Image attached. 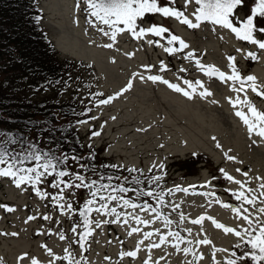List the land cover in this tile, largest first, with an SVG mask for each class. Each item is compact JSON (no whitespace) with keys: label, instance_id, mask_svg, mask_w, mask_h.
<instances>
[{"label":"rangeland","instance_id":"rangeland-1","mask_svg":"<svg viewBox=\"0 0 264 264\" xmlns=\"http://www.w3.org/2000/svg\"><path fill=\"white\" fill-rule=\"evenodd\" d=\"M33 3L41 17L38 25L52 44L57 59L63 62L61 80H68V85L47 83L42 90H33V95H45L72 104L74 109L71 111L78 114L75 120L87 121L73 127L83 142L82 145H91L96 149L105 164L139 168L145 174L144 178L162 176L158 182L159 187L155 184L149 186L146 178L144 180L147 187L164 191L166 203L160 207V211L173 223L165 227L163 221L156 219L150 212L131 208L118 209L138 215L141 219H148L151 223L147 226L137 225L129 216L127 225L102 224L100 228L91 225L94 232L86 241L82 252L78 244L71 243L76 239L71 227L74 223H81L83 219L78 212L71 217L62 214L49 198L41 199L30 187L26 191L17 189L9 178L0 177V204L16 209L11 213L0 209V232L19 233L16 237L0 235V264H18L16 258L22 253L36 257L41 264H49V261L52 264H68L67 260H53L41 245H47L56 257H64V250L67 248L81 264H144L146 259L149 264H188L189 261H193V264H223L226 259L231 258V251L242 254L243 248L233 247L238 242L234 235L225 234L223 230L215 228L208 219L199 225L188 223L185 219L181 221L180 214L197 218V215L204 212L230 227L238 224L246 227L231 211V208L240 207V202L223 190H237L238 186L225 180L219 169L223 168L235 179L245 182L247 188L256 189L253 194L259 195V185L264 180L256 178H264V143L252 144V139L257 138H249L245 126L234 115L235 110L226 99L236 97L237 93L231 88L239 85L206 76L196 67L194 61L184 59V54L194 51L204 65L211 63L226 75L231 71L226 57L232 55L236 58L237 69L242 76L254 75L257 83L264 84V52H257L260 58L256 61L246 59L244 53L257 51L255 47L237 40L224 29L213 32L212 26L207 23L202 24L199 29H188L175 19L165 20L159 16L152 18L154 22L168 26L174 34L189 44V49L169 55L161 47L148 45L146 40H135L127 33L118 34L116 45L108 49L102 45L111 41L97 31L93 24L88 23L92 18L87 16L82 0L79 8L76 7L78 0H33ZM183 4L184 0H176L177 7L183 8ZM195 7L194 4L190 5L186 14H190ZM246 11L247 9L240 10L241 17ZM147 39L159 38L149 36ZM161 43L166 44L163 40ZM237 48H242L244 52H236ZM129 52L134 53L131 58L125 55ZM161 61L167 66L165 71L160 70ZM144 65H151V71H145L142 67ZM181 68L186 71L181 72ZM134 73L145 77L149 74L160 75L186 90L190 89L183 80H200L204 88L213 95L200 97L201 89L197 86V91L190 100L163 83L142 81L138 76H133ZM129 79H132L133 87L107 105L97 106L95 102L101 97L90 95L103 93V98L114 95L126 86ZM247 95L257 109L264 111V98L257 97L250 90ZM212 100L217 103H211ZM87 109L90 111H86ZM240 110L246 111V108L240 106ZM90 117L95 119H89ZM74 122L72 121L73 124ZM141 128L146 131H138ZM93 131L101 134L93 137ZM212 137H216V140ZM217 143L221 145L220 148L216 147ZM225 152L236 159L227 160ZM160 164L164 165L163 170L158 167ZM70 168L73 171L78 170L72 164ZM237 168L241 172H248V176L238 173ZM213 177L217 179H212ZM209 181L211 186L204 187ZM178 185L187 191H175ZM39 187L49 193L57 191L50 188L47 182ZM169 189L172 190L170 193ZM72 191L76 193L73 200L76 208L82 207L84 201L90 198L88 189ZM210 192H214L215 196L202 195ZM133 198L130 196V199ZM217 199L228 203L230 207L224 208L215 203ZM148 201L156 206L155 199ZM256 204L264 206L260 199ZM170 205L179 207L172 211ZM245 207L251 210V206ZM29 215L36 219L25 223ZM43 215L52 218L44 220ZM89 218L102 220L114 217L93 212ZM132 227H139L141 231L128 236L127 232ZM82 229L81 225L80 231ZM155 229H159V234L166 236V242L161 247L150 250L146 247L150 243L159 242V234H154L139 246L136 257L120 256L121 252L137 249V242L143 239L144 231ZM169 231H178L186 240L192 241L191 244L180 245L181 248H190L188 254L172 246L175 241L167 236ZM60 233L66 235L67 239L60 240ZM200 239H208L211 243L197 245L195 241ZM216 249H228L229 252L215 251ZM19 264H30V261L26 258ZM238 264H251V261Z\"/></svg>","mask_w":264,"mask_h":264},{"label":"snow or ice","instance_id":"snow-or-ice-1","mask_svg":"<svg viewBox=\"0 0 264 264\" xmlns=\"http://www.w3.org/2000/svg\"><path fill=\"white\" fill-rule=\"evenodd\" d=\"M85 6L87 16L92 19L88 20V23L93 24L97 31L107 37L111 42L102 45L104 48L111 49L117 43L118 34H129L131 38L135 40H146L148 45L158 46L169 55L183 53L184 50L189 49V44L180 36L174 34L171 29L164 24H157L152 18L159 16L162 19H175L179 24L186 26L188 29H199L202 24L207 23L212 26V31L217 29H224L235 36L239 41H243L249 45L255 47L257 51H247L244 53L246 59L253 61L258 60L260 57L257 52H264V0H184L183 8L176 6V0H82ZM196 7L190 14L187 13V9L190 5ZM80 7V0L76 5ZM241 9H247L243 17L240 15ZM37 21L41 19L39 15L35 17ZM147 24V26H145ZM158 37L159 39H147V37ZM223 39V37H221ZM161 40L166 44H162ZM236 52L242 53V48H237ZM131 58L134 53H125ZM227 60L229 62L230 74L226 75L225 72L220 71L215 66L204 65L199 58L196 57L194 51H187L184 54V59L188 61H194L196 67L202 71L206 76L217 77L221 82H235L238 87L231 88L232 91L237 93L235 98L226 97L228 103L235 110L234 115L240 119L245 126L246 132L251 139L255 136L257 139H252V144L264 143V111L257 109V107L251 103L247 92L250 90L257 97L264 98V84L257 83V78L254 75L242 76L237 69L236 58L232 55H228ZM113 63L115 61H112ZM90 67V66H89ZM145 71H151V65H144ZM167 66L161 61L160 70L165 71ZM181 72L186 69L181 68ZM133 76H138L142 81L147 80L152 83L160 82L176 93L182 94L188 99H192L193 95L197 91V86L201 89L199 96L202 98L210 97L213 93L204 88L203 83L200 80L190 81L183 80V83L187 85L188 89L180 87L178 84L171 83L166 79H163L160 75L149 74L146 77L138 73H134ZM71 80V76H69ZM49 85L61 84L68 85V80H56L48 81ZM133 87L132 79H129L128 83L119 92L114 95L103 98V93H90L91 96L101 97L95 103L99 105H107L114 101L117 97L121 96L124 92H127ZM241 94L242 97H241ZM211 103H217L216 100H212ZM240 106H244L246 111L240 110ZM86 111H90L87 109ZM73 114L74 111H73ZM89 119H95L90 117ZM115 119V117H112ZM32 121L29 120V124ZM87 123L86 120H75L74 124L69 122L67 129H57L55 126L47 128L43 126L42 131H47L49 136L48 142L53 144V147L47 150H42L39 147V140L32 141L26 137H14L11 132H0V136H4V139L0 140V177L9 178L17 189L28 190V187L40 197L41 199L49 198L56 206L57 210L62 214L72 216L73 213L78 212L82 217L81 223H74L71 227V232L75 235L76 239L71 243L78 244L81 251H84V245L89 237L93 235L94 225L95 228H100L102 224H123L127 225L128 218L131 216L135 220L137 225L143 224L145 226L151 223L148 219H141L138 215H132L126 211L121 212L118 209H139L141 212H150L156 219H161L165 227L172 225L173 221L168 216H163L160 211V207L165 205L164 191H156V188H136L125 187V184L140 185L142 180L139 178L145 176L141 169L136 167H126L125 165H101L102 167L112 169H123L128 173H139V176L132 175L131 179L128 176L121 175H109L104 177L101 175L99 179L101 181L107 180L109 183H98L97 180H89L83 172L91 170L93 175L97 174V167L95 163H89L88 161H94L95 156L91 152V145H89V152L87 157L80 155L73 148H63V144H70L69 140L70 132L73 126H78ZM60 132V139H55V133ZM138 131H146V129H138ZM101 133L93 131L91 136H99ZM215 141L216 137H212ZM63 142V144L61 143ZM9 145H19V150L10 149ZM163 147V145H161ZM217 148H220L219 143L216 144ZM225 158L229 161H234L236 158L224 153ZM75 165L80 171H73L69 165ZM157 167V166H154ZM158 167L163 170L164 165L160 164ZM152 168L149 169V172ZM236 171L241 173L244 177L248 176V172H241V169L237 168ZM223 178L238 186L237 190L230 188H224V192L228 193L231 197H234L236 201H239L241 206L231 208V211L235 213L236 219L243 221L245 226L237 225L236 227L225 226L223 223L217 222L212 217L200 216L197 219L191 220L194 225L201 224L202 221L208 219L214 225L215 228L223 230L225 234H232L238 238V242L233 246L235 249L243 248L242 254H237L236 251L230 252V257L226 259L223 264H238V262L251 261V264H264V206H257L256 202L260 199V203L264 205V183L259 185V195H255L257 190L247 188L245 182L235 179L225 169H219ZM51 178V179H49ZM148 185L155 184L159 187V181L162 179L160 175H153L145 177ZM212 179H217L213 177ZM258 180H264L262 177H257ZM116 180L121 183L113 185L111 181ZM87 181V182H86ZM45 182L48 183L50 188L56 189L55 193H49L43 191L40 185ZM23 186V187H22ZM204 187L211 186V182H207ZM73 189H88L90 198L86 199L83 206L76 208L73 200L76 193ZM177 191L187 189H181L176 187ZM169 193L172 191L168 190ZM136 193L137 198L149 197L156 200V206L149 204L145 200L141 204L133 202L132 199L126 198V193ZM202 195L215 196L214 192L202 193ZM215 203L220 204L224 208H229L228 203H222L219 199L215 200ZM251 206V210L249 207ZM179 205H174L172 211H175ZM0 209L11 213L16 211L14 207L0 204ZM93 212L101 216H111L113 219L95 220L90 219L89 216ZM258 214V215H257ZM44 220H49L52 217L49 215H43ZM36 219L35 216L29 215L25 221ZM185 216L180 214V220L183 221ZM81 225L83 231H80ZM141 229L139 227H132L127 232L128 236H132L134 233H139ZM187 231L191 232V229ZM38 234H40L38 232ZM154 234H159V229L154 231H144L142 233L143 239L137 242V249L134 251L121 252L120 256L124 257H136L139 246L144 244L145 240L151 238ZM0 235L16 237L19 235L17 232H0ZM168 237H171L175 243L172 244L178 251H182L188 254L191 250L189 247L181 248L182 244H191L192 241L186 240L180 232L169 231ZM60 240H66V235L60 233ZM158 243H150L146 247L150 250L153 248H159L166 242V236L159 234ZM122 243V242H121ZM197 245H209L211 243L208 239L196 240ZM47 252V254L55 259L67 260L68 264H81L79 259H74L69 249H65L66 255L64 257H56L52 249L47 245H41ZM215 251L229 252L228 249H216ZM30 261V264H41L36 257H29L28 253H22L17 256L18 264L25 259ZM203 259V256L199 257ZM106 259H108L106 257ZM52 264V261H49ZM144 264H149V260H145ZM188 264H193V261H189Z\"/></svg>","mask_w":264,"mask_h":264},{"label":"trees","instance_id":"trees-1","mask_svg":"<svg viewBox=\"0 0 264 264\" xmlns=\"http://www.w3.org/2000/svg\"><path fill=\"white\" fill-rule=\"evenodd\" d=\"M38 14L33 0H0V132H11L14 137H26L32 141L39 140V147L47 150L54 145L48 142L49 133L42 131L43 126L67 129L69 122L75 121L78 114H73L71 110L74 106L64 100L33 95V90H42L48 81L61 80L63 74V62L57 59L52 44L35 19ZM68 131L71 143L63 144L61 141L63 148H73L87 157L89 145H82L73 127ZM2 138L4 136H0V140ZM55 139H60L59 131L55 133ZM9 148L19 150V145H9ZM90 150L95 160L88 162L95 163L97 174L93 175L90 169L83 172L89 180L109 183L106 179L101 181L99 177L121 175L131 179L132 175L139 176V173L102 167L107 164L100 153L93 147ZM139 178L142 180L140 185L129 183L124 186L149 189L145 178ZM110 183L115 185L121 182L113 180ZM125 195L137 198L133 192ZM138 199L144 201L151 198Z\"/></svg>","mask_w":264,"mask_h":264}]
</instances>
